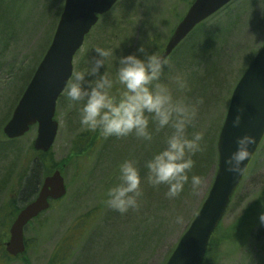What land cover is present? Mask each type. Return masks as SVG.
<instances>
[{"label":"rangeland","instance_id":"rangeland-1","mask_svg":"<svg viewBox=\"0 0 264 264\" xmlns=\"http://www.w3.org/2000/svg\"><path fill=\"white\" fill-rule=\"evenodd\" d=\"M192 1L119 0L110 14L99 18L98 24L86 37L75 55L74 72L90 66L89 60L98 55L95 52L97 47L113 49L117 57L129 53L142 57L143 54L137 52L141 45L147 53H155L166 45ZM64 2L0 0L1 120H6L3 117L11 110L10 119L24 85L28 84L27 73L33 67L36 70L49 48ZM209 23L215 28H222L225 38L219 71L214 79L206 84L203 82L205 90L202 91L203 84L198 87L197 81L193 84V78L186 81L193 72L198 79L201 78L204 67H199L201 64H195L193 68L190 64L184 66L180 78L185 79L187 86L183 90L177 87L176 77L170 71L171 58L163 69L164 80L161 79L174 98H182L195 106L196 114L186 128V135L191 138L195 132L203 134L201 144L204 150L192 157L195 162L196 155L202 159V167L196 174L202 179L201 185L193 190L190 183L177 197L169 199L165 195L167 185H151L146 168L140 172L142 196L138 210L121 214L109 208L105 204L106 192L119 182V164L132 160L139 171L144 169L146 162L166 147V140L174 129L165 126L157 130L151 115L147 114L152 133L150 142L131 134L104 137L100 132V137L96 139L98 130L82 127L79 105H70L62 94L55 115L59 130L51 152L55 163L64 164L59 168L54 166L52 171H61L67 194L25 229L26 251L16 258L9 257L5 247L10 227L18 214L14 211V204L16 202L17 208L25 205L21 198L22 189L29 175L28 160L35 156L31 146L37 136V126L22 138L9 141L3 133L6 121L3 125L0 122V264L166 263L213 184L218 168V135L231 95L264 42V0H236ZM105 64L100 72L106 70L113 79L112 93L118 95L122 86L115 79V57H108ZM193 91L202 93L198 96L196 92L192 94ZM159 137L162 138L161 148L157 143ZM33 183L32 180L28 187L33 188ZM262 194L264 140L230 204L222 226L235 221ZM178 216L182 217V222H177ZM216 264H264V224L256 222L251 235L240 247L224 246Z\"/></svg>","mask_w":264,"mask_h":264},{"label":"water","instance_id":"water-1","mask_svg":"<svg viewBox=\"0 0 264 264\" xmlns=\"http://www.w3.org/2000/svg\"><path fill=\"white\" fill-rule=\"evenodd\" d=\"M233 0H195L177 24L165 48L158 54L164 60L202 22L213 16ZM118 0H65L52 42L26 87L10 120L3 128L9 139H19L37 126L33 147L47 153L53 147L59 123L55 120L57 102L74 71V57L82 48L85 37ZM239 126H233L235 117ZM249 134L255 143L252 155L243 163L245 173L233 174L226 170L225 159L236 148V138ZM264 140V43L230 98L225 120L217 140L218 168L208 196L196 217L180 238L165 264H202L210 240L224 219L231 200L239 189L251 162ZM67 194L64 177L55 170L44 178L37 197L25 205L10 227L6 244L8 255L17 257L26 251L24 230L30 221L49 210L51 202Z\"/></svg>","mask_w":264,"mask_h":264},{"label":"clouds","instance_id":"clouds-1","mask_svg":"<svg viewBox=\"0 0 264 264\" xmlns=\"http://www.w3.org/2000/svg\"><path fill=\"white\" fill-rule=\"evenodd\" d=\"M95 52L98 55L89 60L90 66L73 72L63 90L70 105H79L81 126L99 130L104 137L131 134L150 142L152 133L147 115L150 114L157 130L171 126L174 131L167 138L166 147L146 162L148 182L154 187L167 185L165 195L169 199L177 197L189 180L192 189L196 190L202 179L196 174L189 178V172L195 163L193 155L204 150L201 144L203 134L195 132L191 138L186 135V128L196 114L195 106L182 98H174L170 88L161 82L167 61L154 52L147 53L143 45L137 48L142 57L136 53L117 57L113 49L99 47ZM112 56L117 62L115 79L122 86L118 95L112 94L113 79L106 70L100 72L105 60ZM176 85L181 90L187 86L180 77L176 78ZM232 123L234 127L239 126V117H235ZM255 139L249 134L236 138L235 150L224 161L228 172L245 173L247 166L242 167V163L252 155L250 146ZM118 167L119 182L107 189L105 204L121 214L138 210L142 196L140 171L132 160H124ZM176 219L182 222V217ZM259 221L264 224V212L259 214Z\"/></svg>","mask_w":264,"mask_h":264},{"label":"trees","instance_id":"trees-1","mask_svg":"<svg viewBox=\"0 0 264 264\" xmlns=\"http://www.w3.org/2000/svg\"><path fill=\"white\" fill-rule=\"evenodd\" d=\"M234 1H232L230 4H228L226 7L221 9L219 12L211 16L206 21L202 22L199 26H197L196 29L173 52V54L170 56V58L172 59V65L170 66V71L172 73V76L174 75L176 78L181 77V71L184 69V66L186 64H190L191 68H193L192 66H194L195 64L196 65L201 64L199 67H201L202 65L204 66L202 68L203 75L201 76V78L198 79V77H196L193 72L192 74L189 75L186 81L193 78V81L195 80L194 83L193 81H189V83L195 84L197 81V87H198L199 85L203 84V82H205L204 84H206L210 80L214 79V75L217 73V71H219V67L222 62L220 59L222 57L221 56L222 46L224 45L225 35H224V31L222 32L221 30L222 28H215L209 22L216 15H218L221 11H223L224 9L232 5ZM161 49L162 48H159L155 52V54H158L161 51ZM33 68L27 73L28 76H27L26 81L28 79L29 81L31 80L35 72ZM115 68H113L112 70H114ZM112 70H109L108 72ZM161 79L163 81L164 77L162 76ZM204 84L201 86L202 91L205 90ZM24 88H26L25 85H24ZM195 92L198 96L202 93L201 91L198 93L197 91H193L192 94H194ZM10 111L3 117V118H6V120L4 119L1 120L2 118L0 119L1 124L4 121L7 122L9 120L8 117H9ZM99 132L100 131L98 130L95 133L96 139L100 137ZM14 140L16 139H9V141H14ZM157 140H158L157 141L158 148H161L162 138L159 137V139L157 138ZM93 144L91 146H93ZM31 148L34 151L35 156L31 158L30 160H28L29 161L28 162L29 175L26 178L27 180L24 179L26 180V182L24 184L23 189H22L23 180L21 183V189H22L21 198H22V201L25 202V205L30 203L33 200V196H35L37 192L39 191L42 177L43 176L46 177L52 174L53 173L52 168H54V166H56L57 168L62 167L61 165L64 166L63 162L58 163V164L54 162L53 157H52V152H51L52 149L47 153H42V152H37L33 148V146H31ZM36 159L40 160V162H37ZM41 165H43V168ZM201 167H202V159L200 160V155L199 156L196 155V162L193 168L191 169V171L189 172V178H191L193 174H198ZM145 169L146 167L144 169H140V172L145 171ZM32 180L34 181L33 188H29L28 185L30 186ZM189 184L190 182L185 184L184 190L187 188ZM58 201L52 202L51 207L53 206L54 203ZM22 208L21 207L17 208L16 202H15L14 204L15 213H18ZM261 212H264V194H262L259 199L257 198V200L253 201L249 206H247L246 209L241 213V215L228 226L226 227L222 226V223H223L222 221L210 240L207 253H206L205 259L202 264H216L221 256L222 248L226 245L231 246V247H240L241 243L244 242L246 239H248V237L251 235L252 229L255 227L256 222L259 221V214ZM34 221H36V219ZM32 222H30V224ZM30 224H28V226Z\"/></svg>","mask_w":264,"mask_h":264}]
</instances>
